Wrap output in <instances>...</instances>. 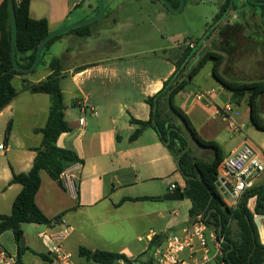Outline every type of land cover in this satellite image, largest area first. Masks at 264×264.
<instances>
[{"label":"crops","instance_id":"1","mask_svg":"<svg viewBox=\"0 0 264 264\" xmlns=\"http://www.w3.org/2000/svg\"><path fill=\"white\" fill-rule=\"evenodd\" d=\"M30 15L35 20L46 19L51 32L100 18L89 36L65 33L52 45L40 69L14 78L22 80V89H16L18 95L0 112V145L4 146L0 149V215L12 212L23 187L10 181L14 173L31 170L34 149L43 142L42 134L35 130L46 125L52 106L50 95L24 90V81L46 80L52 74L53 58L61 60L60 86L65 119L71 127L59 137L58 146L73 151L82 162L66 168L63 187L47 172L41 174L36 203L46 217L56 219L53 224H24V247L20 248L11 231L2 234L0 244L8 253L20 256L22 264H61L52 252L50 236L70 227L62 246L73 255L74 264L93 262L80 256L81 248L125 254L133 262L147 254L150 260L156 247H151V242L156 236L184 234L190 225V218L174 224L170 221L172 217L181 218L174 204L180 201L171 204L164 196L176 189L183 192L185 182L180 186L174 180L179 172L177 163L156 131L146 128L138 138L131 139L139 129L133 120H150L147 100L176 71L180 50L166 47L163 34L164 22L174 12L158 0H31ZM216 83L214 86L209 81L205 84L208 86L197 90L188 85L178 95L177 104L199 134L217 142L227 157L247 139L240 131L243 126L235 125L230 117L234 103L231 94ZM199 94H205L206 99L198 100ZM10 123L11 133L6 138ZM255 134L252 144L264 154V136ZM257 185H264V175ZM141 197L158 199L135 200ZM226 200L232 203L230 206L237 204ZM255 205L253 198L249 202L252 211ZM213 232L208 228V234ZM140 243H144L141 250H137L139 246L133 248ZM210 247H214L213 240ZM191 253L186 250L182 254L186 264L194 262ZM76 255L85 262L79 263Z\"/></svg>","mask_w":264,"mask_h":264},{"label":"trees","instance_id":"2","mask_svg":"<svg viewBox=\"0 0 264 264\" xmlns=\"http://www.w3.org/2000/svg\"><path fill=\"white\" fill-rule=\"evenodd\" d=\"M161 1V0H158ZM172 8L179 10L182 0H167ZM31 0H15V47L12 42L11 8L9 0H4L0 6V112L4 110L18 95L13 85L16 76H24L38 70L44 58L49 54L52 45L65 33H74L80 37L91 34V27L95 21L88 20L82 27L62 29L51 32L46 19L35 20L30 15ZM164 4V3H163ZM251 8L260 7L264 10V0H247ZM168 11L170 8L164 4ZM234 0H226L221 7L216 21H224L230 11L235 10ZM180 11V10H179ZM220 22V23H221ZM214 27L205 36L209 39L217 30ZM193 45V46H192ZM42 47V48H41ZM197 44L191 43L175 61L176 71L165 82L163 88L147 100L150 106L151 118L147 122L133 120L139 126L131 139L135 140L146 128L156 131L160 141L166 146L176 161L178 171L185 182L184 197L190 201V225L198 222L200 217L208 228L214 229L218 238L224 239L222 264H264V244L262 243L256 218L264 217V185H257L247 190L238 203L230 206L224 194L218 188L219 167L225 155L222 147L215 141L205 140L198 132L188 114L178 106V95L191 84L197 74L209 61L213 62L212 74L214 79L231 94L234 103L241 104L244 100L250 107V118L253 126L264 131V116L261 111V97L264 94V79L240 82L228 78L223 73L225 56L213 49L202 53L199 60L191 65L198 55ZM41 48V50H40ZM14 50L15 61L12 59ZM34 68V69H33ZM52 74L44 81L31 83L24 81V90L33 94H48L52 98L49 118L43 128L36 129V133L43 136L42 145L35 148L36 157L32 168L28 172L14 173L10 184L22 185V191L13 203L9 215H0V237L7 231L14 235L20 246L24 237V224L52 225L54 220L45 216L36 203V196L42 184V172L63 187L61 174L74 163L82 162L71 150L58 146L59 137L71 131L65 119V110L62 89L60 86L61 60L53 58L50 62ZM24 70H28L25 72ZM169 108L171 116L166 114ZM176 114L186 126L189 137L181 131L174 120ZM12 129L10 123L6 130V138ZM191 140L198 146L211 153V159L205 160L192 153ZM256 199L252 211L249 207L251 199ZM154 197H141L135 200H157ZM237 231L234 232L233 225ZM165 236H156L151 247L163 243ZM21 248V246H20ZM80 256L100 264H113L118 261L131 264L133 261L125 254L103 250L91 251L80 249ZM42 258H46L42 256ZM16 264H22L20 256ZM151 257L145 264H154Z\"/></svg>","mask_w":264,"mask_h":264},{"label":"rangeland","instance_id":"3","mask_svg":"<svg viewBox=\"0 0 264 264\" xmlns=\"http://www.w3.org/2000/svg\"><path fill=\"white\" fill-rule=\"evenodd\" d=\"M225 2L226 0H184V7L180 11L174 12V15L164 22V44L166 47L179 49V58L191 43L197 44L199 46L198 55L192 60L191 65H194L199 60V56L202 53L213 49L225 56L223 73L228 78L240 82L264 79V10L260 7L251 8L247 4V0H234L235 10L230 11L224 21H216V16L220 13L221 7ZM215 26L218 27L217 30L212 33L209 39H205L208 31H211ZM159 41L162 43L160 37ZM212 69L213 62L209 61L198 74L194 83L189 86V89L197 90L199 87H206L208 85L205 84L209 81L212 85L217 86L215 80L211 81ZM13 83L17 90L20 91L22 89V80L16 78ZM232 107L233 111L230 113V117L235 122V125L240 126V128L243 126L240 131L244 133L245 139L252 143L254 140L253 133L264 136V131L257 130L252 125L250 107L246 100L241 104L232 103ZM261 111L264 116V94L261 97ZM165 112L171 116L169 108L166 107ZM174 120L185 136L189 137L186 126L176 114H174ZM240 138L242 139L241 135ZM191 148L193 155L196 157L205 160L211 159V153L198 146L192 140ZM174 180H177L178 185H183V178L180 172H178ZM170 181L173 182V179H170ZM169 203L172 204L174 202L169 201ZM174 204L177 205L176 211L181 214V218L172 217L170 219L172 224L189 220L188 208L191 206L190 201L184 200ZM146 205H151V203ZM259 221L264 232V220ZM233 230L234 232L237 231L236 224L233 225ZM8 235L11 234L9 233ZM20 246L23 247L22 243ZM133 246V248L139 246L137 250H141L144 243L134 244ZM75 259L79 263L85 262L78 255L75 256ZM148 260V255L143 254L140 255L139 261H135L132 264H143ZM90 264L100 263L91 262ZM113 264L128 263L115 262Z\"/></svg>","mask_w":264,"mask_h":264},{"label":"built area","instance_id":"4","mask_svg":"<svg viewBox=\"0 0 264 264\" xmlns=\"http://www.w3.org/2000/svg\"><path fill=\"white\" fill-rule=\"evenodd\" d=\"M20 1V0H18ZM198 100L206 99L205 94H199ZM227 111H231L227 107ZM234 126V124H232ZM3 150L4 146L0 145ZM264 175V154L259 151L249 140H245L239 149L230 153L224 158L219 167L218 187L220 190L227 184L233 188V194L229 199L238 203L242 195L249 189L255 187L259 178ZM62 181L67 180L66 171L61 174ZM174 189V186L171 190ZM222 192V191H221ZM224 194V192H222ZM178 215V214H177ZM71 231L70 227L56 232L50 236L54 242L53 254L61 264H74L73 255L64 250L62 243ZM184 234L169 232L165 235L163 243L156 246L153 251V258L157 264H186L182 254L191 250L193 264H222L224 239L218 238L216 232L208 234V227L201 222L189 225ZM42 236V235H41ZM44 237V236H42ZM213 240L214 247H210ZM17 256L8 253L0 244V264H16Z\"/></svg>","mask_w":264,"mask_h":264},{"label":"water","instance_id":"5","mask_svg":"<svg viewBox=\"0 0 264 264\" xmlns=\"http://www.w3.org/2000/svg\"><path fill=\"white\" fill-rule=\"evenodd\" d=\"M161 1H162V3L166 4L170 8V10L173 11V12H178L179 10H181L184 7V0H182V4H181L179 10H176V9L172 8L171 4L167 0H161ZM9 3H10V8H11V15H12V18H11V22H12V42H13V48H14L15 47V28H16V26H15V0H9ZM99 18H100V16H98L97 18L93 19L92 21H95V20H97ZM85 24L86 23H81V24L75 25V26L70 27V28L82 27ZM41 48H40V50H41ZM12 59H13V61H15L14 50L12 51ZM24 71L28 72V70H24ZM217 186L220 187L221 184L218 183ZM221 191L224 192V195H225L226 199L230 198V196L233 194V188L229 184H227L226 187L221 188ZM184 198L185 197H184V194H183L181 189H176V190H174V191H172V192H170V193H168L167 195L164 196V199L167 200V201H182ZM257 218L258 219H256V222H257V225H258V228H259L260 237H261L262 243L264 244V232H263V229H262V225H261V223L259 221V220H264V217L263 216H259ZM21 243H22V245L24 247V245H25V238L24 237L22 238Z\"/></svg>","mask_w":264,"mask_h":264}]
</instances>
